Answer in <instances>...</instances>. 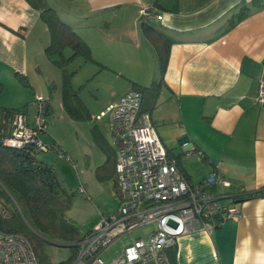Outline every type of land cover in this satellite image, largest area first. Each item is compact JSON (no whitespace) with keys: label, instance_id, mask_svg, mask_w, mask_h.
Here are the masks:
<instances>
[{"label":"crops","instance_id":"obj_1","mask_svg":"<svg viewBox=\"0 0 264 264\" xmlns=\"http://www.w3.org/2000/svg\"><path fill=\"white\" fill-rule=\"evenodd\" d=\"M47 3L88 44L93 58L88 63L97 65L94 74L110 86L111 96L103 100L96 121L133 84L148 87L158 81L154 48L138 22L142 8L155 7L148 24L167 39L170 49L159 104L150 115L152 125L187 181H201L220 162L230 186L213 191L226 195L222 204L235 203L241 211L239 220L220 222L211 234L179 238L168 250L171 264H264V197L251 196L264 187V107L255 102L258 82L264 79V0H83L85 13L77 17ZM244 7L250 8L249 14L233 25ZM123 8L130 10L124 31L103 32V12ZM84 25L99 30L82 35L78 29ZM49 41L39 11L25 0H0L3 89L9 85L21 92L16 74H22L34 95L33 80L55 76L44 53ZM21 104L0 107L18 109L28 103ZM108 122L110 126L111 118ZM96 129L102 158L95 174L107 158L104 146L114 156L99 177L114 178L116 204L98 209L81 236L119 204L113 168L116 144L112 146L102 123ZM74 256L72 251L70 258Z\"/></svg>","mask_w":264,"mask_h":264},{"label":"built area","instance_id":"obj_2","mask_svg":"<svg viewBox=\"0 0 264 264\" xmlns=\"http://www.w3.org/2000/svg\"><path fill=\"white\" fill-rule=\"evenodd\" d=\"M140 14L149 17L146 9ZM255 102L264 107V79L258 82ZM141 103V93L131 90L110 106L119 204L115 212L101 216L76 244L69 264H171L168 250L176 247L179 238L197 232L211 234L220 222L241 217L237 204H222L226 195L213 191L230 186L221 163H215L201 181H187L156 133L149 114L140 111ZM34 107L32 120L23 110L8 116L0 114L3 147L47 150L41 141L47 131L45 100L36 99ZM8 218L10 211L0 201V220ZM145 225L153 227L146 238H128L133 230ZM120 239L125 240L121 253L105 263L102 254ZM0 264L40 263L24 236L0 230Z\"/></svg>","mask_w":264,"mask_h":264},{"label":"rangeland","instance_id":"obj_3","mask_svg":"<svg viewBox=\"0 0 264 264\" xmlns=\"http://www.w3.org/2000/svg\"><path fill=\"white\" fill-rule=\"evenodd\" d=\"M59 13H69L81 16L85 13L86 6L83 0H47ZM130 10L122 9L119 13L115 11H104L100 25L106 27L103 32H122L123 25L126 26L127 16ZM140 14V11H139ZM124 16V17H123ZM140 16V15H139ZM95 25L97 20H93ZM125 29V28H124ZM98 26L86 28L85 25L78 29L82 35L84 32H97ZM119 30V31H118ZM67 56L70 55L66 51ZM87 64V65H86ZM95 64V63H92ZM93 67L90 63L78 58L68 63L67 72L71 75V93L67 104L72 107L75 117H71L63 107L62 89L63 78L59 68L52 65L54 77L47 80V75L33 80L36 94L32 95V88L16 81L21 92L16 91L12 86H5L0 93V106L18 105L28 103L26 109L30 120L35 114L34 102L36 99L46 100L51 111L47 116V131L41 135V141L49 148L48 151H41L37 154L39 160L53 166L56 175L62 186L69 193L74 194L71 208L67 211V217L77 226L80 233L92 225L98 209L112 207L115 202V180L108 178L103 180L95 174V168L101 161L102 153L96 144V126L102 123L106 128L107 136L114 147V137L112 133L111 110L100 114L96 121L95 115L102 107L103 100L110 98V86L104 78H98L94 71L98 67ZM17 86V85H16ZM26 93L28 95H26ZM13 107V106H11ZM90 116H89V114ZM92 115V117H91ZM99 115V114H98ZM108 126H106V125ZM52 147V148H51ZM84 186L82 188V186ZM89 195V197L87 196ZM9 208V207H8ZM99 219V218H98ZM95 221L94 227L98 224ZM93 227V228H94ZM92 228V229H93ZM151 225H145L133 230L128 238H146L152 230ZM125 242L120 239L112 244L102 254L105 263H109L122 251ZM72 255V248L61 242L47 241L43 243L42 264H58L67 261Z\"/></svg>","mask_w":264,"mask_h":264},{"label":"trees","instance_id":"obj_4","mask_svg":"<svg viewBox=\"0 0 264 264\" xmlns=\"http://www.w3.org/2000/svg\"><path fill=\"white\" fill-rule=\"evenodd\" d=\"M25 1L33 9L39 11L40 19L49 32L50 41L44 53L48 61L62 72L63 107L71 117L79 119L74 116L72 107L67 104L73 90L71 86L72 74L67 72L66 66L78 58H82L85 62H93L91 50L88 44L69 25L60 20L56 12L48 5L47 0ZM143 9H146L149 17H143L139 14L138 22L154 48L159 67V79L148 87L133 84L132 90L141 93L140 111L150 116L159 104V88L165 84L164 74L168 64L170 43L148 24L152 16L157 13L155 7L150 6L141 10ZM249 12L250 8L244 7L236 20L232 21V24L234 25L247 17ZM66 51H69L70 55L67 56ZM16 78L23 85L29 86L26 76L16 74ZM2 89L0 84V93ZM45 108L47 118L50 105L46 100ZM21 110L24 111L23 108L7 109L0 107V114L8 116ZM101 149L107 158L97 168L98 176L112 165L111 159L114 156V153L106 147L101 146ZM48 150L47 147L46 151ZM39 152L41 150L32 147L11 149L0 144V201L9 207L10 211V218L0 220V230L5 233L24 236L31 245L39 263L42 264L44 242L57 241L70 245L75 254L76 244L83 236L80 235L75 223L66 215L71 208L74 194L64 189L51 164L38 159L37 154ZM113 168L115 174V165ZM251 196L264 197V187ZM13 203L16 204L17 208L14 207ZM71 261L72 258H69L67 261L58 264H69Z\"/></svg>","mask_w":264,"mask_h":264}]
</instances>
